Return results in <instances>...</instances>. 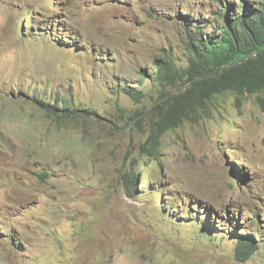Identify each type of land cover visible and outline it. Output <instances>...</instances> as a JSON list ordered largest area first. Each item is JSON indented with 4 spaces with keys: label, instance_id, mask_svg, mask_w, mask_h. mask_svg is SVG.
I'll return each mask as SVG.
<instances>
[{
    "label": "rangeland",
    "instance_id": "374dc122",
    "mask_svg": "<svg viewBox=\"0 0 264 264\" xmlns=\"http://www.w3.org/2000/svg\"><path fill=\"white\" fill-rule=\"evenodd\" d=\"M238 5L0 0V264H264L255 98L242 112L220 98L211 119L165 137L158 162L139 152L143 113L159 97L155 66L187 67L186 29L217 32ZM129 86L147 98L136 103ZM132 169L135 199L124 183ZM243 235L259 248L246 263Z\"/></svg>",
    "mask_w": 264,
    "mask_h": 264
},
{
    "label": "trees",
    "instance_id": "16d2710c",
    "mask_svg": "<svg viewBox=\"0 0 264 264\" xmlns=\"http://www.w3.org/2000/svg\"><path fill=\"white\" fill-rule=\"evenodd\" d=\"M217 1L222 3V0ZM238 4L227 7L217 32L204 33L206 26L186 29L187 67H179L170 59L155 66L156 73L150 80L158 86L159 97L155 105L143 113L149 134L140 146L142 155L158 161L166 135L187 124L211 119L220 98L233 97L239 112L245 101L255 98L264 110V0L253 3L238 0ZM235 9L237 11L231 13ZM124 92L136 103L147 98L146 93L130 86ZM36 103L58 126L62 124L56 106L39 100ZM136 124L141 125V122ZM137 175L139 173L132 170L124 176L127 194L132 199H135L133 189ZM243 237L237 258L244 263L259 248L249 236Z\"/></svg>",
    "mask_w": 264,
    "mask_h": 264
},
{
    "label": "clouds",
    "instance_id": "9594fccd",
    "mask_svg": "<svg viewBox=\"0 0 264 264\" xmlns=\"http://www.w3.org/2000/svg\"><path fill=\"white\" fill-rule=\"evenodd\" d=\"M167 135H168V134H167ZM167 135H166V136H167ZM164 139H165V138H164ZM142 144H143V143H142ZM142 144H141V145H142ZM141 145H140V146H141ZM139 152H140V147H139ZM140 154H141V152H140ZM142 156H143V157H146L145 155H142ZM161 156H162V154H161ZM146 158H148V157H146ZM160 158H161V157H160ZM160 158L158 159V161H160ZM148 159H150V158H148ZM151 160H153V159H151ZM158 161H154V162H158ZM132 170H134V169H132ZM132 170H131V171H132ZM134 171L137 172L136 170H134ZM138 173H139V172H138ZM138 177H139V175L136 176V180L138 179ZM136 180H135V184H136ZM148 182H150V180L147 181V183H148ZM133 190H134L135 198H136V191H135V188H134ZM194 207H195V206H194ZM239 240H240V239H239ZM237 260H238V258H237ZM238 261H239V260H238ZM248 261H249V260H248ZM248 261H247V262H248ZM239 262H240V261H239ZM241 263H243V262H241ZM244 263H246V262H244Z\"/></svg>",
    "mask_w": 264,
    "mask_h": 264
},
{
    "label": "bare ground",
    "instance_id": "6f19581e",
    "mask_svg": "<svg viewBox=\"0 0 264 264\" xmlns=\"http://www.w3.org/2000/svg\"><path fill=\"white\" fill-rule=\"evenodd\" d=\"M184 95V94H183ZM185 96V95H184Z\"/></svg>",
    "mask_w": 264,
    "mask_h": 264
}]
</instances>
